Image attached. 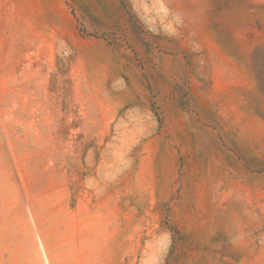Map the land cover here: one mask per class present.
Here are the masks:
<instances>
[{"label": "rangeland", "instance_id": "1", "mask_svg": "<svg viewBox=\"0 0 264 264\" xmlns=\"http://www.w3.org/2000/svg\"><path fill=\"white\" fill-rule=\"evenodd\" d=\"M0 264H264V0H0Z\"/></svg>", "mask_w": 264, "mask_h": 264}]
</instances>
